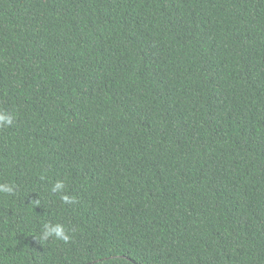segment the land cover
Listing matches in <instances>:
<instances>
[{"label": "trees", "instance_id": "1", "mask_svg": "<svg viewBox=\"0 0 264 264\" xmlns=\"http://www.w3.org/2000/svg\"><path fill=\"white\" fill-rule=\"evenodd\" d=\"M0 111V264H264V0H0Z\"/></svg>", "mask_w": 264, "mask_h": 264}, {"label": "clouds", "instance_id": "2", "mask_svg": "<svg viewBox=\"0 0 264 264\" xmlns=\"http://www.w3.org/2000/svg\"><path fill=\"white\" fill-rule=\"evenodd\" d=\"M12 123H13V116L7 112L0 111V127L11 126ZM64 190H65V183L62 180L56 181L51 189L53 193H63ZM0 194L14 196L15 187L8 183L0 184ZM60 198L62 202L65 204L75 203V199L68 195L62 194ZM52 237L62 240L65 243H68L71 239V236L65 230L63 225L45 223L40 238L44 241H47L49 238Z\"/></svg>", "mask_w": 264, "mask_h": 264}]
</instances>
